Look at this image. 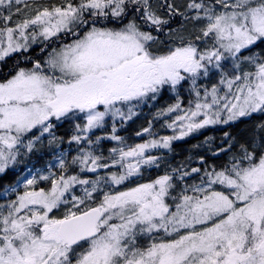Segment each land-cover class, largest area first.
<instances>
[{
    "label": "snow or ice",
    "instance_id": "snow-or-ice-1",
    "mask_svg": "<svg viewBox=\"0 0 264 264\" xmlns=\"http://www.w3.org/2000/svg\"><path fill=\"white\" fill-rule=\"evenodd\" d=\"M0 264H264V0H0Z\"/></svg>",
    "mask_w": 264,
    "mask_h": 264
},
{
    "label": "trees",
    "instance_id": "trees-1",
    "mask_svg": "<svg viewBox=\"0 0 264 264\" xmlns=\"http://www.w3.org/2000/svg\"><path fill=\"white\" fill-rule=\"evenodd\" d=\"M179 147V146H178Z\"/></svg>",
    "mask_w": 264,
    "mask_h": 264
}]
</instances>
